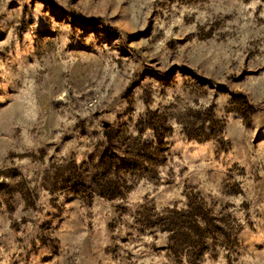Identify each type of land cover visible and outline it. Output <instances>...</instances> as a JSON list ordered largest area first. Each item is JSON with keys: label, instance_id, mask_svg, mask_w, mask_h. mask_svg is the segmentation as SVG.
Listing matches in <instances>:
<instances>
[{"label": "rangeland", "instance_id": "rangeland-1", "mask_svg": "<svg viewBox=\"0 0 264 264\" xmlns=\"http://www.w3.org/2000/svg\"><path fill=\"white\" fill-rule=\"evenodd\" d=\"M0 264H264V0H0Z\"/></svg>", "mask_w": 264, "mask_h": 264}, {"label": "water", "instance_id": "water-1", "mask_svg": "<svg viewBox=\"0 0 264 264\" xmlns=\"http://www.w3.org/2000/svg\"><path fill=\"white\" fill-rule=\"evenodd\" d=\"M106 126V124H103V127H105Z\"/></svg>", "mask_w": 264, "mask_h": 264}]
</instances>
